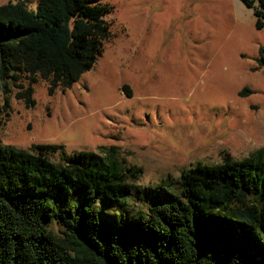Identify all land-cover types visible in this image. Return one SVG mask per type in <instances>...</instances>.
Wrapping results in <instances>:
<instances>
[{
    "label": "trees",
    "instance_id": "trees-1",
    "mask_svg": "<svg viewBox=\"0 0 264 264\" xmlns=\"http://www.w3.org/2000/svg\"><path fill=\"white\" fill-rule=\"evenodd\" d=\"M240 1L262 29L264 0ZM110 12L101 0L0 5V116L9 82L30 108L38 81L53 95L90 71L112 37ZM259 56L264 68L263 48ZM142 174L115 146L66 155L62 146L23 150L0 140V264H264V149L166 176L158 202L133 210V221L100 219L93 202L125 205Z\"/></svg>",
    "mask_w": 264,
    "mask_h": 264
},
{
    "label": "rangeland",
    "instance_id": "rangeland-1",
    "mask_svg": "<svg viewBox=\"0 0 264 264\" xmlns=\"http://www.w3.org/2000/svg\"><path fill=\"white\" fill-rule=\"evenodd\" d=\"M17 0H0V5ZM35 11L37 0H22ZM112 37L102 56L70 89L33 85L26 108L10 90L0 116L2 145L62 146L98 152L115 146L143 169L125 205L95 200L105 222L133 221L158 202V185L196 164L242 161L264 149V27L240 0H101ZM26 85V84H25ZM129 86L131 97L123 91ZM250 93L241 95L243 90ZM5 96L0 90V105ZM122 202V204L124 203Z\"/></svg>",
    "mask_w": 264,
    "mask_h": 264
}]
</instances>
